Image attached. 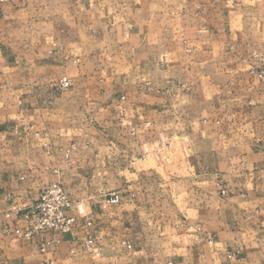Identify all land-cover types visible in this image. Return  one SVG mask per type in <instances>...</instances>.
<instances>
[{
  "label": "crops",
  "instance_id": "0c3cea01",
  "mask_svg": "<svg viewBox=\"0 0 264 264\" xmlns=\"http://www.w3.org/2000/svg\"><path fill=\"white\" fill-rule=\"evenodd\" d=\"M263 47L264 0H0V264H264Z\"/></svg>",
  "mask_w": 264,
  "mask_h": 264
},
{
  "label": "built area",
  "instance_id": "2783aa9c",
  "mask_svg": "<svg viewBox=\"0 0 264 264\" xmlns=\"http://www.w3.org/2000/svg\"><path fill=\"white\" fill-rule=\"evenodd\" d=\"M259 58V64L253 69V73L258 77L262 85L264 86V48L261 52L255 54ZM72 80L67 76H63L58 86L63 89L71 87ZM225 192V190H223ZM121 201V196L117 192H113L106 197L107 203H118ZM71 205V199L66 188L58 182L51 183L44 187L38 200L24 208L19 210L25 216L28 221V229L25 232L26 236L33 234H39L41 236V251L45 253L49 246L57 242L59 239H48L44 236L45 233H52L54 236L64 234L72 229L74 221L73 217H70L66 213V209ZM17 209L16 206H14ZM91 224V222H90ZM7 231L11 233V230L7 227ZM17 233L20 230H16ZM97 244V239L94 235L87 237L82 246L85 250H92ZM128 246L132 245L128 243ZM42 264H54L53 261L42 262Z\"/></svg>",
  "mask_w": 264,
  "mask_h": 264
},
{
  "label": "rangeland",
  "instance_id": "374dc122",
  "mask_svg": "<svg viewBox=\"0 0 264 264\" xmlns=\"http://www.w3.org/2000/svg\"><path fill=\"white\" fill-rule=\"evenodd\" d=\"M264 48V47H263ZM257 53H259V52H257ZM257 53H254L253 54V57H256V58H258L255 54H257ZM258 60H259V58H258ZM259 62V61H258ZM259 64V63H258ZM258 64H256L253 68H252V72H253V69L258 65ZM254 75H255V73H253ZM255 77L258 79V77L255 75ZM259 80V79H258ZM259 82H260V80H259ZM261 83V82H260ZM262 84V83H261ZM73 85V84H72ZM57 87H59V86H57ZM60 88V87H59ZM70 88V87H69ZM69 88H67V89H69ZM263 88H264V86H263ZM60 90H66V89H63V88H60Z\"/></svg>",
  "mask_w": 264,
  "mask_h": 264
}]
</instances>
